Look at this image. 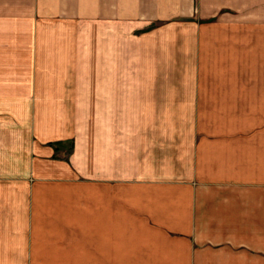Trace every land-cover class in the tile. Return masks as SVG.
<instances>
[{"label":"crops","instance_id":"0c3cea01","mask_svg":"<svg viewBox=\"0 0 264 264\" xmlns=\"http://www.w3.org/2000/svg\"><path fill=\"white\" fill-rule=\"evenodd\" d=\"M109 259L264 264V0H0V264Z\"/></svg>","mask_w":264,"mask_h":264},{"label":"rangeland","instance_id":"374dc122","mask_svg":"<svg viewBox=\"0 0 264 264\" xmlns=\"http://www.w3.org/2000/svg\"><path fill=\"white\" fill-rule=\"evenodd\" d=\"M175 70H176L175 68H171V69H170L171 72L165 70V74H170V75L173 77L174 74H175ZM70 145H71V144L68 143V144H66L65 146H62L63 149H62V150L60 151V153H59V156H60V157H64L63 155L66 156V152L69 151V149H70ZM109 246H111V245H109ZM37 261H39V262L41 263V262L44 261V260H37ZM37 261H30V262H31V264H35V262H37ZM50 261H51V260H50ZM68 262H71V260H69ZM75 262L78 263L79 260H76ZM115 262H116L115 260H110V259L108 260V264H115ZM120 262H121V261H118V264H120ZM123 263H124V264H130L131 261H129V260H128V261L123 260ZM79 264H84V261L81 260V262H79Z\"/></svg>","mask_w":264,"mask_h":264}]
</instances>
